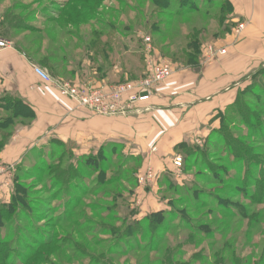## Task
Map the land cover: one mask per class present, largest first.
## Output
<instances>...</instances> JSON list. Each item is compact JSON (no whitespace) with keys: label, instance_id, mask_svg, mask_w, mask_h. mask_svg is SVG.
<instances>
[{"label":"rangeland","instance_id":"rangeland-1","mask_svg":"<svg viewBox=\"0 0 264 264\" xmlns=\"http://www.w3.org/2000/svg\"><path fill=\"white\" fill-rule=\"evenodd\" d=\"M153 1L0 0V40L27 50L38 64L44 60L51 71L38 66L52 78L56 74L63 81L103 86L98 79L110 72H121L126 81L139 78L148 58L165 60L175 74L194 73L227 55L206 62L209 45L227 48L221 41L228 22L218 23L224 16L219 2L212 11H205L203 2L204 10L178 16L179 6L156 7ZM67 16L80 18L71 25ZM240 24L237 34L245 30V24L238 29ZM194 31H202L195 63L185 56ZM142 35L152 39L151 52ZM42 40L47 45L39 53ZM97 42L95 52L91 45ZM105 45L111 52L108 61L97 53ZM236 98L220 112V127L212 135L181 144L186 145L182 149L176 146L159 162L140 138L123 133L126 143L109 142L95 155L78 147L79 156L86 154L82 160L70 161L69 147L51 141L11 166L6 160L16 132L32 119L9 125L0 120V248L7 249L15 264H23L28 250L38 251L46 239L57 245L42 247L41 261L34 258L30 264H220L218 251L228 264H264V204L246 201L252 193L241 182L246 172L240 174L233 166L264 164V72ZM90 156L101 160L96 169L85 167ZM238 192L244 195L238 197ZM239 207L255 218H240ZM160 210L169 220L161 232L146 220Z\"/></svg>","mask_w":264,"mask_h":264},{"label":"crops","instance_id":"crops-1","mask_svg":"<svg viewBox=\"0 0 264 264\" xmlns=\"http://www.w3.org/2000/svg\"><path fill=\"white\" fill-rule=\"evenodd\" d=\"M230 4L229 22L234 27L221 41L227 55L209 66L195 68L194 73L189 69L176 72L154 93L146 104L147 111L128 119L100 118L78 108L35 74L38 65L50 71L44 60L40 64L35 57L30 60L16 45L2 50L0 102L20 100L34 113L30 126L16 132L8 164L21 163V157H30L51 141L69 147L72 157L82 160L86 154L79 156L78 147L84 146V152L95 155L109 142L121 146L126 143L122 134L132 133L135 137L131 139L140 138L152 160L159 162L168 159L179 144L205 140L220 127V112L264 69V0H230ZM238 23L245 24L240 34L235 32ZM46 45L42 40L39 53ZM115 68L118 71V66ZM107 76H100L99 83L107 84Z\"/></svg>","mask_w":264,"mask_h":264},{"label":"trees","instance_id":"trees-1","mask_svg":"<svg viewBox=\"0 0 264 264\" xmlns=\"http://www.w3.org/2000/svg\"><path fill=\"white\" fill-rule=\"evenodd\" d=\"M203 2L207 3V8H204L205 11L214 10L216 5H218V2H219L218 7H220L221 12L224 13L223 14L224 16L223 17L220 16V18H218V23L221 24L222 22L223 23L224 22H228V25H224L222 27V33L224 34L223 36L227 35L231 31V28L234 27V24L229 22V14H230L231 9H232L229 0H154L153 4L156 7H160L161 6L163 8L164 7L168 8V7H171V6H173V7L179 6V10H177L178 11L177 15L178 16H183L184 14H193V13H198L201 10H204V9H202L203 7H205V5L203 6V4H202ZM79 18H80V16L76 17V19L75 18L72 19V18H70V16L66 17L68 23H70L71 25L74 24L73 21H77V19H79ZM200 32H202V31H200ZM200 32L197 33V31H194V33H196V35H195L196 38H194L192 40L194 42L189 46V51H187L186 54H185V56L188 59H190V61H192L194 63H195V60L198 59V56L200 55V43H201V39H200V35L201 34H200ZM99 44L100 43L97 42V43L91 45V49L96 52L97 51L96 48L99 47ZM106 48H107V45H105V47L103 49L99 50V52H97V53L101 54L104 57V59L106 61H108L110 59L109 56H110L111 52L108 51ZM24 54L26 56H28L27 50H24ZM143 60H145V59L143 58L142 61ZM146 61L147 60H145V62H144L145 63V71L139 78L131 79V80L126 81V80H124V75L120 74L121 72L112 73V74H111V72H110V74L106 73V75L103 76V77L104 78L108 77L107 75L113 76V78H109V80L107 82V85H120V84L127 83V82L137 81V80L145 77L146 69H147ZM50 71H51V69H50ZM262 72H264V69H261L258 72V74H256L254 76V78H252L251 83L246 88L251 87L253 85V83H254V80H256V76L262 74ZM53 76H54L55 79L63 80V79H61L62 77H60V76H58L56 74H54ZM242 91H240V92H242ZM240 92L238 93V96H239ZM0 111L4 113V115L0 116V120H2V119L3 120H7L4 125L13 124V123H15L17 121V119H21V118H25V117H28L30 119H34L33 111L27 105H25L23 102H21L20 100H16V99L15 100H12V99L10 100L9 99V100H5L3 102L1 101L0 102ZM1 117H3V118H1ZM220 120H221V117H220ZM2 127H3V125L0 126V128H2ZM216 130H213L210 135H212ZM232 141L234 142V139H232V138H230L228 140V147L231 149V152L233 153L234 152L233 149L236 146H232V144H233ZM180 145L181 144L177 145V146L180 147V148L178 147V149H182V148H184L186 146V145H184V146H180ZM63 147L67 148V146H63ZM189 147H192V146H189ZM256 151H259V150H256ZM71 157H72V155L70 156V159H69L70 161H71V159H73ZM60 159L61 160H60L59 164L61 165L64 162L63 161L64 158H60ZM253 160H255V159H253ZM99 162H101L100 159H98L97 157L90 156V157H87L85 159L84 163H85V167H89V168L93 167L94 169H96L98 167V163ZM240 164H241V166H236V165H233V166L236 167L237 172L240 173V174L243 173L244 171L246 172L245 179L241 180V182L243 183V187L247 188V192H252L250 194V197L247 196L245 198L246 201L249 200L250 204L263 205L264 204V164H258L257 163L258 166L255 167V168L253 167V169L251 168V166H248L246 163L245 164L240 163ZM257 164H254L253 166H256ZM72 168L75 169L76 166L73 165ZM219 180H221V178H219ZM76 182L77 181L74 182V184H73L74 186L77 185ZM240 188H242V187L240 186ZM247 192H246V194H247ZM241 195H244V194H242V193L240 194L239 192L236 194V196H238V197L241 196ZM239 208L241 210V212L239 211L240 218L248 219L249 214H245L243 209H242V207H239ZM130 214H133L132 211L130 212ZM138 215H139V210H138V212H136V215L134 216V219H136L138 217ZM167 215L168 214H167L166 211L160 210V211L154 212L150 216H147L146 220L149 221L150 226L153 229H156L159 232L166 231L165 229H166V227H167V225L169 223ZM255 216H256V214H253V215H250L249 218L252 219V218H255ZM162 229H164V230H162ZM204 234L208 236L209 232L205 231ZM54 245H57V242H56L55 239H49V240L46 239V240H44L42 244L38 245V248H39L38 251L37 250L34 251L32 249L28 250L27 255L22 257L23 258L21 260L22 263L23 264H30V262L34 258H37L38 261H41V260H39V259H41L43 257V252H40L41 248L42 247H45V248L46 247H52ZM226 246L227 245H225L224 247H226ZM215 255L217 256V262L220 259V264H228V261L222 260L220 258V252L219 251ZM7 256H8L7 249H5V247L2 246V248H0V260L3 261L4 263L2 262L1 264H15V263L12 262V260L9 259V257L7 258ZM4 257H5L6 261H4ZM7 262H9V263H7ZM147 262H149L148 259H147ZM215 264H217V263H215ZM233 264H238V263H233Z\"/></svg>","mask_w":264,"mask_h":264},{"label":"built area","instance_id":"built-area-1","mask_svg":"<svg viewBox=\"0 0 264 264\" xmlns=\"http://www.w3.org/2000/svg\"><path fill=\"white\" fill-rule=\"evenodd\" d=\"M239 30L244 29V24L239 25ZM148 52L152 51V39L142 35ZM12 45L0 40V51ZM206 62L227 54L226 49L215 48L209 45L206 49ZM145 77L120 85H96L93 82H71L52 78L39 66L34 67L35 74L44 82L53 84L61 96L75 102L78 108L87 110L95 116L110 118H127L143 114L148 110L146 104L150 102L154 93L165 84L174 74V68L165 60L147 59ZM175 163L180 166L182 161L176 159ZM150 173L149 179H152Z\"/></svg>","mask_w":264,"mask_h":264}]
</instances>
